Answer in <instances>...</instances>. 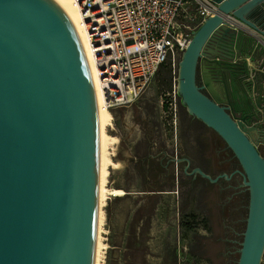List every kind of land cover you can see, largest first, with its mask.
<instances>
[{"label": "water", "instance_id": "1", "mask_svg": "<svg viewBox=\"0 0 264 264\" xmlns=\"http://www.w3.org/2000/svg\"><path fill=\"white\" fill-rule=\"evenodd\" d=\"M210 1L217 13L181 54L177 92L182 107L223 140L242 170L248 206L237 264H259L264 60L246 72L239 55L246 32L264 40V0ZM233 82L240 90L234 105ZM93 131L84 67L61 15L47 0H0V264H89Z\"/></svg>", "mask_w": 264, "mask_h": 264}, {"label": "rangeland", "instance_id": "2", "mask_svg": "<svg viewBox=\"0 0 264 264\" xmlns=\"http://www.w3.org/2000/svg\"><path fill=\"white\" fill-rule=\"evenodd\" d=\"M178 64L154 75L134 104L109 111L113 141L102 186L126 194L102 198L98 264L238 262L248 193L236 190L234 177L211 183L189 174L196 168L213 179L231 171L218 164L229 152L225 143L180 103ZM258 152L264 158V148Z\"/></svg>", "mask_w": 264, "mask_h": 264}, {"label": "built area", "instance_id": "3", "mask_svg": "<svg viewBox=\"0 0 264 264\" xmlns=\"http://www.w3.org/2000/svg\"><path fill=\"white\" fill-rule=\"evenodd\" d=\"M106 110L134 104L163 66L174 71L193 33L217 13L210 0H71Z\"/></svg>", "mask_w": 264, "mask_h": 264}, {"label": "bare ground", "instance_id": "4", "mask_svg": "<svg viewBox=\"0 0 264 264\" xmlns=\"http://www.w3.org/2000/svg\"><path fill=\"white\" fill-rule=\"evenodd\" d=\"M57 10L63 18L68 31H70L75 46L78 49L81 63L84 67V76L86 78L87 89L91 94L92 110H93V148H94V212L92 227V243L90 247L89 264H98V250L100 248L99 231H100V209L104 195L115 198L124 197L126 192L120 189L111 188L109 191L103 189V168L106 162L105 152L108 144L113 141L107 136V128L110 125L111 115L109 110L105 109L104 98L100 89V80L96 76L95 64L87 45V36L79 24V15L72 5L71 0H47ZM110 141V142H109Z\"/></svg>", "mask_w": 264, "mask_h": 264}, {"label": "crops", "instance_id": "5", "mask_svg": "<svg viewBox=\"0 0 264 264\" xmlns=\"http://www.w3.org/2000/svg\"><path fill=\"white\" fill-rule=\"evenodd\" d=\"M245 37L247 38V40H245V51L239 55V58L241 60L239 63H241L240 66L243 71H256L262 60H264V40L258 35L251 33L250 31L245 33ZM260 74V77L263 80L264 71H262ZM230 90L231 91H229V97L232 104L234 105L240 94V90H238V85L236 84V82L230 84ZM259 147L264 148V144L259 145L258 148Z\"/></svg>", "mask_w": 264, "mask_h": 264}, {"label": "flooded vegetation", "instance_id": "6", "mask_svg": "<svg viewBox=\"0 0 264 264\" xmlns=\"http://www.w3.org/2000/svg\"><path fill=\"white\" fill-rule=\"evenodd\" d=\"M222 140V139H221ZM223 141V140H222ZM227 148V147H226ZM228 149V148H227ZM228 151H229V149H228ZM230 152V151H229ZM229 152H224L222 155V161L221 162H219L218 164H219V166H221V165H224V164H227V166H228V169H229V171H231V172H229V174L227 175V177L225 178L224 177V175H226V174H224V173H221V175H219V176H217V177H215V178H213V180H215V183L219 180V179H221V178H223V179H226V180H228V181H230L233 177L236 179L235 181H236V183H237V187H236V190H238L239 188H241V189H239V191H242V188L244 187V186H242V181H243V176H242V170H241V168H240V166H239V164H238V162L236 161V159L234 158V156H233V154H230ZM173 162V160H168L167 161V164H170V163H172ZM196 174V173H195ZM196 175H198V174H196ZM200 176V175H199ZM209 181V180H208ZM210 182V181H209ZM212 183V182H211ZM241 186V187H240ZM242 223H243V225H244V227H243V230H244V228H245V221H246V218H244V205H242ZM246 217V216H245ZM243 230H242V232H243ZM242 234V233H241ZM243 235V234H242ZM242 241V240H241Z\"/></svg>", "mask_w": 264, "mask_h": 264}, {"label": "trees", "instance_id": "7", "mask_svg": "<svg viewBox=\"0 0 264 264\" xmlns=\"http://www.w3.org/2000/svg\"><path fill=\"white\" fill-rule=\"evenodd\" d=\"M165 66H163V67H161L156 73H155V75L162 69V68H164Z\"/></svg>", "mask_w": 264, "mask_h": 264}]
</instances>
